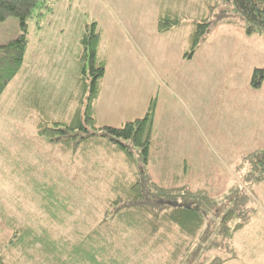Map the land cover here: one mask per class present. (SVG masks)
Returning a JSON list of instances; mask_svg holds the SVG:
<instances>
[{
    "label": "rangeland",
    "instance_id": "obj_1",
    "mask_svg": "<svg viewBox=\"0 0 264 264\" xmlns=\"http://www.w3.org/2000/svg\"><path fill=\"white\" fill-rule=\"evenodd\" d=\"M37 2L22 66L0 96V248L12 224L52 237L96 225L120 192L115 184L134 179L141 166L107 137L72 149L36 134L39 121L68 123L83 111L71 89L89 87L77 55L92 28L96 64L104 67L95 124L119 127L150 110L145 169L152 181L172 188L176 200L204 195L221 210L204 231L218 243L204 261L231 257L234 248L236 258L225 264H264V79L251 83L254 68H264V31L247 33L233 0H179L173 16L182 24L162 35L154 22L165 16L160 0ZM205 22L206 39L184 58L191 26ZM19 32L16 17L1 21L0 45ZM225 210L233 214L228 236L213 229ZM160 247L141 264H177L171 243Z\"/></svg>",
    "mask_w": 264,
    "mask_h": 264
},
{
    "label": "trees",
    "instance_id": "obj_2",
    "mask_svg": "<svg viewBox=\"0 0 264 264\" xmlns=\"http://www.w3.org/2000/svg\"><path fill=\"white\" fill-rule=\"evenodd\" d=\"M37 1L0 0V22L16 17L20 27L14 40L0 45V96L22 66L28 42L27 19L37 7ZM233 4L235 12L246 23L247 33L264 31V0H233ZM181 23L179 17L165 15L157 19L156 28L162 33ZM207 26L206 22L194 24L189 33L188 54H192L206 39ZM98 37L91 28L86 30L80 43V79L90 80L89 87L84 81L87 103L84 102L83 111H77L68 123L55 122L49 126L47 122L39 121L35 131L50 143L72 149L82 141L94 140L96 136L107 137L128 162L140 164L141 169L137 170L134 179H121V184H115L117 188L113 191H120L116 198L108 201L96 225L91 224L81 233H56L52 237L41 231L35 233L39 229L36 226L10 225L11 234L1 243L0 264H13V257L28 264H141L152 251L161 248L160 245L166 246V242L172 245L174 260L180 257L177 264H220L222 259L213 255L208 262L204 261L209 258L205 255L207 251L218 244L215 240L213 243L210 241L212 230L208 236L204 232L211 226V221H215V215L221 212L214 200L196 194L183 201L176 200L170 193L172 188L157 185L145 169L149 157L151 111L119 127L95 124L91 102L98 95L99 80L104 74V67L96 64L95 60ZM263 79L264 68H254L252 85L259 87ZM131 147L138 149L135 151L139 157ZM262 158L264 160V153ZM222 214L213 229L228 236L227 223L233 217L232 210H225ZM36 252L42 259H38Z\"/></svg>",
    "mask_w": 264,
    "mask_h": 264
},
{
    "label": "crops",
    "instance_id": "obj_3",
    "mask_svg": "<svg viewBox=\"0 0 264 264\" xmlns=\"http://www.w3.org/2000/svg\"><path fill=\"white\" fill-rule=\"evenodd\" d=\"M180 3H179V0H160V8H162V11L163 12H161V13H163L164 15H166V16H173V15H176V12L177 11H180L179 10V8H180ZM169 7H175V8H169ZM175 9H177V11L175 10ZM159 17H162V16H156L155 18H154V22H156L157 21V19L159 18ZM175 17H177V16H175ZM182 24V23H181ZM180 24V25H181ZM180 25H178V26H175V27H173L172 29H170L169 31H166V32H162V33H160V32H158L157 31V28H156V23H155V30H156V33L157 34H160V35H162V34H166V33H171V32H173L175 29H177ZM191 30H192V26H191ZM40 40V39H39ZM80 52H81V49H79V52H78V55L77 56H79L80 55ZM191 54H188V52L186 51L185 53H183V57L184 58H191V57H189ZM77 63H78V67H80V64H79V62H78V60H77ZM80 71V70H79ZM79 79V78H78ZM261 86V85H260ZM5 90V89H4ZM24 90H22L19 94L21 95V93L23 92ZM44 91H47V90H44ZM71 92H72V94H74L76 97H75V99H77V104L80 102L81 104H82V102H85V103H87L86 101H87V96H86V89H71ZM101 94L102 93H99L98 92V95H97V97L95 98V99H93L92 100V102H91V113H92V115H93V117H95V116H98L97 115V106L99 105V99L101 98ZM32 101V100H31ZM40 101V99L37 97V98H35L34 99V102H36V103H38ZM77 104H76V106H77ZM76 106H75V108H76ZM77 109H78V106H77ZM89 154H91V155H89ZM94 154V152H88V153H86V159H88L89 157H92V155ZM96 154V153H95ZM86 159H84V160H82L81 161V163L83 164V165H85V167H83V168H90V166L91 165H89V161L88 160H86ZM230 252V255H232L231 257H226V258H224V259H222L221 260V263L220 264H225V263H227L228 261H233L235 258H236V252H235V249L234 248H232V250L230 249L229 250ZM213 256H218L219 257V255H213Z\"/></svg>",
    "mask_w": 264,
    "mask_h": 264
}]
</instances>
